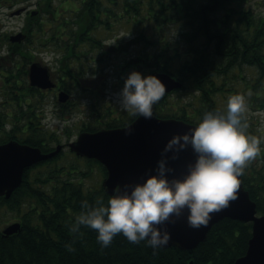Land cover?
<instances>
[{"label":"trees","instance_id":"16d2710c","mask_svg":"<svg viewBox=\"0 0 264 264\" xmlns=\"http://www.w3.org/2000/svg\"><path fill=\"white\" fill-rule=\"evenodd\" d=\"M22 1L0 0V7ZM53 1L38 0V13L35 16L27 14L22 26L25 40L8 43V48L17 51L24 58L25 64L33 59V54L28 51L34 47H25L24 44L38 42L40 45L54 44L53 50H63L57 64L60 74H64V67H69L71 74L72 60L80 62L77 58L80 53L75 51L82 45L80 43L98 48L100 51L96 60L103 62V57L110 55V48H105L95 34L101 28L110 29L113 21L126 18L127 24L130 21L133 25L141 23L131 43L139 42L147 46L134 58L141 66H145L148 73L165 72L180 81L181 88L171 93L189 87L198 99L199 118L207 110L219 109L215 102L217 94L224 92L225 97L227 92L235 91L234 87H229V81L233 70L241 65L257 70L258 78H252L246 83L244 92H248L250 104L264 107V85L260 86L264 80V15L250 17L248 12L235 11L230 7L232 3L240 4L247 0H200L201 4L197 7L195 0L194 4L192 0H77L79 6H75L71 0H63L66 5L65 8L61 7V12L67 17H61L60 11L57 13ZM71 5L73 8L68 7ZM43 13L52 15L51 19H47L50 27L44 28L45 23L38 21ZM235 14L238 15L230 20ZM175 21H179L175 42L163 37L159 39L157 30L164 23L172 24ZM147 27L150 30L145 33V29H149ZM34 35L37 36L36 43L30 40ZM6 41L7 36L1 38L0 42L4 44ZM115 51L124 50L122 46H117ZM129 64L126 63V69L130 67ZM4 66L8 74L4 76V90L12 94L11 91L17 88L14 80L18 78L13 67ZM21 72L22 76H26V69ZM230 85H234L233 82ZM22 87L18 89L23 91L26 88L27 91L20 96L19 105L26 104L28 113L20 110L24 117L0 142L14 139L48 152L58 139L54 131L47 135L38 126L39 113L36 111H43L42 95L37 88L28 84ZM171 93L153 105L154 115L194 122L186 114L185 106L173 108L172 113L159 112ZM131 116L126 120L108 121L106 127L125 125L136 115ZM247 130L255 135L251 129ZM46 136L51 137L50 142L45 141ZM260 148L257 156L246 164L241 177L249 197L255 202L257 213L264 214V147L260 145ZM58 157L26 168L21 185L8 199L0 197V205H5L10 211H18L24 202L34 204L30 212L22 216L20 231L9 236H3L0 232V264H189V261L192 264H232L244 254L251 236V223L230 218L214 223L205 240L192 250L176 247H158L154 250L143 240L138 243L129 241L122 233H117L105 247L96 239V230L87 225H81L77 233L70 231V223L82 211L81 201L95 204L98 198L103 197L104 202H107L108 195L101 186L84 189L80 182L71 178L76 173L70 169L64 171V168L51 167L50 164ZM85 162L89 166H98L103 177L106 175L105 168L98 161L86 159ZM36 167L40 169L32 180L29 172ZM78 174L87 177L89 172L80 171ZM69 244L72 250L67 247Z\"/></svg>","mask_w":264,"mask_h":264},{"label":"clouds","instance_id":"9594fccd","mask_svg":"<svg viewBox=\"0 0 264 264\" xmlns=\"http://www.w3.org/2000/svg\"><path fill=\"white\" fill-rule=\"evenodd\" d=\"M44 59L50 60L51 55L45 54ZM165 92L166 86L157 75L133 69L120 89L119 105L133 115L152 117L153 105ZM247 107L246 96L234 93L228 97L226 110H207L195 126L173 133L154 172L142 181L114 187L107 202L103 197L95 204L81 201L82 211L70 223V231L77 233L81 225H87L96 230L102 246H108L117 233H122L129 241L143 240L155 250L170 239L165 221L174 222V216L185 210L190 226L207 225L213 212L227 207L238 196L239 177L261 150L264 138L247 130ZM44 120L52 128L61 124L52 110L47 111ZM125 130L131 131L130 127ZM189 146L195 158L187 162L186 171L179 176L167 175L174 169L163 153L171 152L175 159ZM67 247L72 250L71 244Z\"/></svg>","mask_w":264,"mask_h":264},{"label":"water","instance_id":"95a60500","mask_svg":"<svg viewBox=\"0 0 264 264\" xmlns=\"http://www.w3.org/2000/svg\"><path fill=\"white\" fill-rule=\"evenodd\" d=\"M26 11L21 7L10 13L18 16ZM37 10L30 11L36 15ZM25 34L18 32L9 36L10 42H20ZM166 86V93L179 89L181 83L164 72H153ZM28 80L32 87L50 89L55 84L50 80L48 68L39 62H33L28 68ZM164 94V95H165ZM68 95L58 93V101L65 102ZM162 98V97H161ZM158 102V101H157ZM195 124L177 118H160L155 116L145 118L136 116L129 124L96 131H82L76 139L68 143V148L75 155L96 159L106 168V176L101 181L104 191L110 195L114 187H123L125 182L142 181L145 175L155 171L157 161L162 156V149L173 133L184 132ZM131 131L126 133V128ZM58 144L49 152H43L38 147L9 140L0 144V196L9 198L11 193L22 183L26 168L54 157L61 150ZM168 157L166 163L174 171L167 175L179 176L186 171L187 162L194 160L195 154L191 147L181 150L175 159L171 152L163 153ZM238 196L220 211L213 212L207 225L192 227L187 223V211L174 216V222L165 221L170 232L168 244L160 248L176 247L181 250H192L206 238L210 227L223 218H230L244 223H251V236L243 255L232 264H264V214H257L255 202L244 189L241 176ZM20 230L18 222L6 226L1 234L11 235ZM192 264V261L189 262Z\"/></svg>","mask_w":264,"mask_h":264},{"label":"rangeland","instance_id":"374dc122","mask_svg":"<svg viewBox=\"0 0 264 264\" xmlns=\"http://www.w3.org/2000/svg\"><path fill=\"white\" fill-rule=\"evenodd\" d=\"M37 2L38 0H24L17 4L0 7V41L1 38L5 39L6 36L19 32L23 26V23L25 22V14L19 16H10V12L19 7L38 9ZM70 2L74 3L75 6H79L77 0H71ZM192 2L194 4V0H192ZM64 3L65 2H63V0L53 1V6L57 13L59 11H62V6H64L65 8L66 4ZM195 4L197 7L198 4H201V1L195 0ZM68 7L73 8L72 5ZM230 7H232L235 11H246L249 13V15H251L250 17L257 18L259 15H264V0H247L246 2L241 1L240 4L232 3ZM59 15H61V17H67L64 12H61ZM237 15L238 14H235L230 20H232ZM119 17L120 15L118 14L117 18ZM48 18L51 19L52 15L50 16L48 15V13L40 14L38 21L40 23H45L43 25L44 28L50 27V23L47 22ZM125 19H121L120 21H113L110 29L104 30L103 28H101L99 32L95 35L96 38L103 42V44L106 43L104 45H110L112 44V42L115 41L124 43L122 45H120V43L117 45L118 47L122 46V50H124L122 52H116L112 49L108 50L111 53H118H115L112 57L113 62L111 65L120 66V64L126 65V63L128 62H132L133 66H136V69L129 67L128 69L124 68V70H122L118 68L115 72L114 68H109L110 62L107 64L104 61L103 63L97 64L96 59L100 50L96 47H90V44H82L80 45L79 49L75 50L76 52H79L81 56V59L79 60L81 68L80 77L82 78L83 86H92L94 83L92 79L95 77L97 72L101 74L103 84L106 85L105 96H101V99L105 98V104H109V109L114 112L113 118L100 117L99 120L98 118L94 120L90 115V108L88 110L85 109L86 102H88V99H85V97L80 94L77 90L74 91V103L72 104L70 109L66 110L64 114L65 120L59 118L61 124H58L55 128L48 127L44 120L47 111L53 110V107H51L50 109L48 105L45 111H36L37 113H39L38 126L44 127L45 130L48 129V131H54L60 144H66L67 142L73 140L76 137L80 128H98L101 127L108 120H115L117 117H119L120 120H126L131 117L132 114L127 112L126 110H123L119 105V92L123 86L125 77L131 70H138L142 74L147 73L145 66H141L137 59H134L135 56H138V53L141 50L144 51L145 49H147V46L139 42H137L136 44L131 43V40L135 37V35L138 34V30L141 26V23L133 25V23L130 21V23L127 24L125 23ZM149 30L150 28L145 29V33ZM157 31H159V39H162L163 37V39L165 40L175 42L177 37L176 34L179 31V21H175V23L172 24L164 23L162 25V28ZM30 40L33 43H36L37 36H32ZM37 44H39V42ZM37 44L32 45L34 47H37ZM7 46H9V44H0V56H7L6 59L3 60L1 63L3 65H6V67H13L12 69L15 73V76H17L18 78H15L14 82L17 88L19 86L20 88H23L22 86H26L27 84V78L26 76H22V72L20 73V71L26 69L28 64H25V60L22 56L12 57L10 53H8L9 50H7ZM24 46L27 47L30 45L24 44ZM28 52L30 54H33L32 56L34 60H38L43 64L48 65L51 71L57 67V64L59 63L58 60L63 54V50L61 49L52 50L45 47L31 48ZM45 54L51 55V59L45 60ZM71 64L73 69H76V60H72ZM6 75L8 74H3V76ZM231 77L232 79L229 81V87H234L235 91H233V93L227 92L228 95L226 94L225 97L224 92L223 94H217L215 96V102L217 107L220 110H226L227 100L230 95L234 93L244 94L246 96L248 106L247 111L245 113V120L247 122L248 129H251L256 136L264 138V107L259 108L258 105L250 104L248 100L249 94L248 92H244V87L246 83H249L252 78H258L257 70L250 66L241 65L233 70ZM232 82L234 85H230ZM114 84H116V86ZM261 85H264V80L260 82V86ZM22 94H24V92L19 89V95L21 96ZM47 97L48 99H52L53 101L51 95H48ZM26 98L29 99V97ZM188 103L190 104L189 106L187 105ZM182 106H185V112L191 118V120L194 122H198L200 110L198 99L196 94L192 93L189 87L185 90L173 92L168 95L165 100V103L161 105V109H159V112L172 113L174 112L173 108L179 109V107L181 108ZM26 108V104L23 103H20V105L17 107L18 111L21 110L24 113H28V110H26ZM100 110L103 112L102 109ZM21 111L17 124L20 123L21 118L24 117V113H21ZM34 114L35 111H33V115ZM176 114H178V112ZM101 120L102 124L100 123ZM64 121H68V123H63ZM261 142L264 143V139H262ZM263 143H261V146L264 147ZM55 145L56 144L54 143L53 146ZM50 165L51 167L56 166L58 168H64V171H68L70 169L73 173L75 172L76 174H73L71 178H74L75 182H81L84 189L96 188L101 183L102 173L99 167L94 164L89 166L84 159L77 158L74 154L71 153V151L69 152L67 147H65L61 151V155L58 157V159L53 161ZM71 167H73V169H71ZM39 169L40 168L36 167L29 172L30 179L33 180V177L39 171ZM80 171H88L89 175L87 177H80L78 174ZM32 207H34V204L32 202H24V204L19 208L18 211H10L6 208L5 205H0V230H2L4 227L13 222L21 221L22 216L28 214Z\"/></svg>","mask_w":264,"mask_h":264},{"label":"flooded vegetation","instance_id":"af4514ba","mask_svg":"<svg viewBox=\"0 0 264 264\" xmlns=\"http://www.w3.org/2000/svg\"><path fill=\"white\" fill-rule=\"evenodd\" d=\"M26 13L27 12H25V14ZM0 44L2 43L0 42ZM4 44H7V42H4ZM80 44H84V43H80ZM112 44H115V42H112ZM44 45L46 46L45 48H49L52 50L54 49V44H44ZM104 47L114 50V45H104ZM7 50L10 51V52L8 51V53H10L12 57L19 56L17 51H15L14 49L7 47ZM114 54L115 52H112L110 53V55L104 56L103 57L104 61H107V63L110 62L109 68H114L115 72L117 71L118 68L124 70L125 65L123 64H121V66L111 65L113 62L112 57L114 56ZM6 57L7 56L4 57L0 56V141H3L5 138V134L9 133L12 130V127L15 124H17L20 115V111H18L17 109L20 102L19 89L14 88L11 91L12 94H7L4 90L5 80L3 74L5 73L6 68L1 62L5 60ZM77 58L79 60L81 59L80 56H77ZM134 68L136 69V66H134ZM62 71H64V74L63 73L60 74L57 67L52 71L50 70V77L56 84L55 88L49 90L37 89L40 95H42L41 99H43V102H41V100L40 102L42 104L43 111H45L46 107L49 105L53 107L52 111H54V113L58 117L60 114H62L61 117L63 120H65L64 112L70 109L72 104L74 103V91L77 90L80 94H82L85 97V99H88V102H86L85 109L88 110L90 108L89 112L94 120H96L97 118L99 120L100 117L102 116V113L104 114L105 118L108 117L113 118L114 112L109 109V104H105V98L101 99V96H105L106 85L103 84V80L99 72H97L95 77L92 79V81L94 82L92 86L89 85L83 86L82 78L80 77L81 68L78 61L76 63V69H73V67L70 68L71 74L69 73V67L67 68L64 67ZM146 74H148V72ZM114 85L116 86V84ZM26 91L27 89L25 88L23 92L26 93ZM59 91H64L69 95L65 103H58L57 95ZM48 95H51L53 101L52 99L51 100L48 99L47 97ZM100 109H102L103 112ZM116 119H119V117H117ZM107 122L108 121H106L100 128L102 127L111 128V127H106ZM100 123L102 124V120L100 121ZM40 129L46 132L44 127H40ZM82 129L83 128H80L78 132H80ZM45 141L50 142L51 137H45Z\"/></svg>","mask_w":264,"mask_h":264},{"label":"bare ground","instance_id":"6f19581e","mask_svg":"<svg viewBox=\"0 0 264 264\" xmlns=\"http://www.w3.org/2000/svg\"><path fill=\"white\" fill-rule=\"evenodd\" d=\"M244 187V186H243ZM245 189V188H244ZM246 190V189H245Z\"/></svg>","mask_w":264,"mask_h":264}]
</instances>
